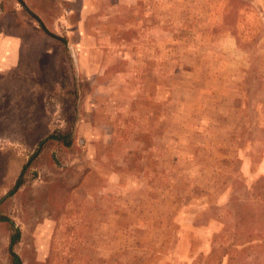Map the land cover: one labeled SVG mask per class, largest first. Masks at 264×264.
<instances>
[{
    "label": "rangeland",
    "instance_id": "obj_1",
    "mask_svg": "<svg viewBox=\"0 0 264 264\" xmlns=\"http://www.w3.org/2000/svg\"><path fill=\"white\" fill-rule=\"evenodd\" d=\"M23 2L58 37L0 0L22 37L0 72L22 264H264V0ZM12 233L0 218V264Z\"/></svg>",
    "mask_w": 264,
    "mask_h": 264
},
{
    "label": "crops",
    "instance_id": "obj_2",
    "mask_svg": "<svg viewBox=\"0 0 264 264\" xmlns=\"http://www.w3.org/2000/svg\"><path fill=\"white\" fill-rule=\"evenodd\" d=\"M39 23L43 24H41V26L48 34L58 37L57 35L52 34V32L47 29L45 23L42 20ZM21 38L22 37L18 34L16 35L15 32H13L11 35L3 32L0 34V72L6 73L18 71L17 67H19V65L16 66V64L18 62L20 54L22 56Z\"/></svg>",
    "mask_w": 264,
    "mask_h": 264
},
{
    "label": "trees",
    "instance_id": "obj_3",
    "mask_svg": "<svg viewBox=\"0 0 264 264\" xmlns=\"http://www.w3.org/2000/svg\"><path fill=\"white\" fill-rule=\"evenodd\" d=\"M48 139H56V140H60L61 138L62 139H65V134H62L60 133L59 131H55L51 134H49L47 136ZM46 138V139H47ZM45 141V140H44ZM44 141H40L39 143V146L38 148L35 150L33 156H35L39 150H40V144H43ZM69 142H67L68 144ZM32 158V157H31ZM30 158V159H31ZM30 162V160H29ZM27 165L28 164H25L23 166V171H21V173L19 174V177L17 178L15 184H14V187L12 188V190L9 192L10 194L13 193L15 190H17L21 184H23L24 182V179H23V173H24V170L27 168ZM0 218L2 220H6L7 222H9V224L11 225L12 229H13V233L11 234L10 236V243H9V255H10V261H9V264H22L21 262V258L19 257V255L13 250V245L15 244V242L18 241L19 237H20V229L18 228V226L15 225V223L8 217H1Z\"/></svg>",
    "mask_w": 264,
    "mask_h": 264
},
{
    "label": "water",
    "instance_id": "obj_4",
    "mask_svg": "<svg viewBox=\"0 0 264 264\" xmlns=\"http://www.w3.org/2000/svg\"><path fill=\"white\" fill-rule=\"evenodd\" d=\"M20 2H21V4L24 6V8H26L27 10H28V12L30 13V14H32V16L34 17V18H36L39 22H41V20H40V18L38 17V15H36L33 11H31L28 7H27V5L23 2V0H20ZM42 24V23H41ZM43 25V24H42Z\"/></svg>",
    "mask_w": 264,
    "mask_h": 264
}]
</instances>
